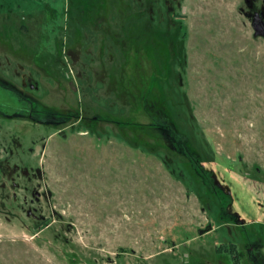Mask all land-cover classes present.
<instances>
[{
  "label": "rangeland",
  "instance_id": "rangeland-1",
  "mask_svg": "<svg viewBox=\"0 0 264 264\" xmlns=\"http://www.w3.org/2000/svg\"><path fill=\"white\" fill-rule=\"evenodd\" d=\"M178 1L125 24L133 0H0V136L40 195L37 228L0 214V264H235L229 243L264 244V0ZM8 84L42 124L4 116L30 109Z\"/></svg>",
  "mask_w": 264,
  "mask_h": 264
},
{
  "label": "flooded vegetation",
  "instance_id": "flooded-vegetation-1",
  "mask_svg": "<svg viewBox=\"0 0 264 264\" xmlns=\"http://www.w3.org/2000/svg\"><path fill=\"white\" fill-rule=\"evenodd\" d=\"M156 1L157 0H133V4L135 6H136V2L138 3V11H139L138 16L137 17L132 16L131 18L123 19L122 22H124L125 24H129L132 19L134 20L136 18L139 21L142 20L146 14H147L146 17L148 16L152 17L156 15L157 17L161 18L165 16V13H163L162 10L160 11L161 8H164L166 13L168 12L169 14L173 15L174 10L181 7L178 0H171V2L170 0H159L162 2H159L158 4ZM255 1L256 0H244L245 4L250 8L251 12L254 11L253 3H255ZM120 3L125 6L124 2H120ZM126 4H128V0ZM142 5L146 6V8L145 7L141 8ZM253 14L254 12L248 15L251 16ZM90 19H91V25L96 24V26L98 27L100 25L103 27V24H100L98 22L99 18L92 19L90 17ZM172 19L180 20L179 17H175ZM110 28L111 25H109L108 30L110 34L114 35L113 37H115L117 34L111 33ZM103 30L105 31L104 28ZM125 40L126 42L130 41L131 47H133V41L131 39L127 38ZM14 74L16 75V77H20L22 88H27L29 90L28 92L33 91L31 76L27 77L26 74H22L21 76H19L17 69L14 72ZM3 80L4 79L0 77V82ZM6 90L14 92L17 101H20L21 98H24V100H26L29 103L28 105L30 106V109L27 114H25L22 110L19 111L18 108H16L15 112L11 114H5L4 116L6 118H9L10 120L14 119V120H22V121L23 119L26 118L27 120L34 122L35 124L37 123L42 124L40 123L41 121L36 116L38 110L35 109V105L33 104L34 101L31 96L24 95L25 93H23L21 90L15 88L13 85L10 84L6 86ZM178 136L180 135L172 134L167 137V142L169 141L173 143L171 147L174 148L176 147V143L179 138ZM18 140H19L18 137L12 136L10 138V143L17 144ZM16 146L20 147L21 145L17 144ZM36 146H37L36 143L33 141L32 147L29 149V152L33 151L34 148H36ZM6 147H7L6 141H4V139H2L0 136V153H2V155H0V214L3 215V217L6 220L8 221L12 220L18 222L22 226H25L27 229L30 228L32 229L35 227L37 228L38 225L40 224V220L38 218V215L36 214L35 205L37 202H39L40 195L37 191H35L34 186L31 184L33 183V179H34L33 176L37 175L38 173L37 170L38 165L37 166L35 165L34 158L32 157V155L31 157H29V162L28 160L24 162L23 159H20L17 162L14 161L12 159L13 156L11 155L12 152L8 150ZM182 150H184V153L187 154L184 147ZM25 163L29 164V167L28 165H25ZM25 172L27 173L25 174ZM199 174L202 175L203 173H199ZM209 174L211 179L213 180V185L210 188L211 192L216 196H220V199H223L222 189L219 186H216L214 183V177H215L214 174L212 172H209ZM25 186L27 187L25 188ZM29 188L32 189L30 190V192H29ZM224 198H226V196H224ZM25 208L26 210L24 211V218L26 219V221L24 220L23 217H21L19 213V211ZM209 231L210 229L206 233H208ZM255 239H256V235L253 238L246 237L243 240L242 244L240 245L229 243V247L225 248L223 252H226V254L229 252L231 259L233 262H235V264H240L242 261L247 262V264H264V256L261 254V251H264V244L260 241H255ZM219 251H221V249H219Z\"/></svg>",
  "mask_w": 264,
  "mask_h": 264
},
{
  "label": "water",
  "instance_id": "water-1",
  "mask_svg": "<svg viewBox=\"0 0 264 264\" xmlns=\"http://www.w3.org/2000/svg\"><path fill=\"white\" fill-rule=\"evenodd\" d=\"M251 27L253 29L254 37L256 38L264 37V15L263 13L255 12L251 16Z\"/></svg>",
  "mask_w": 264,
  "mask_h": 264
},
{
  "label": "trees",
  "instance_id": "trees-1",
  "mask_svg": "<svg viewBox=\"0 0 264 264\" xmlns=\"http://www.w3.org/2000/svg\"><path fill=\"white\" fill-rule=\"evenodd\" d=\"M184 149L187 150V147H185ZM186 152H187V151H186ZM188 152L191 153L192 151H188ZM186 167H187V166H186ZM185 170H187V169H185ZM187 178H189L190 181H191V179H194V178H193V175H191L190 173L188 174V177H187Z\"/></svg>",
  "mask_w": 264,
  "mask_h": 264
}]
</instances>
